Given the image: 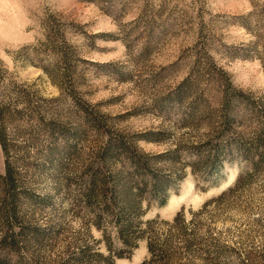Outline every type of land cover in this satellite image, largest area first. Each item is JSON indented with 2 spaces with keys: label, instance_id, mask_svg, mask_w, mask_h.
<instances>
[{
  "label": "rangeland",
  "instance_id": "obj_1",
  "mask_svg": "<svg viewBox=\"0 0 264 264\" xmlns=\"http://www.w3.org/2000/svg\"><path fill=\"white\" fill-rule=\"evenodd\" d=\"M0 141V264H264V0H0Z\"/></svg>",
  "mask_w": 264,
  "mask_h": 264
},
{
  "label": "trees",
  "instance_id": "obj_2",
  "mask_svg": "<svg viewBox=\"0 0 264 264\" xmlns=\"http://www.w3.org/2000/svg\"><path fill=\"white\" fill-rule=\"evenodd\" d=\"M1 146L4 148L5 144L3 143V141H0ZM216 155L211 156L210 155H206L204 157V161L203 164H209L211 162H213L212 164L215 163L216 161V156H217V152L215 153ZM134 161V159H133ZM132 161V162H133ZM135 162V161H134ZM137 163V161H136ZM138 164V163H137ZM99 174L97 171H94V173L91 174V178H90V184L89 186L86 188L85 191V196L88 198V200L92 197L93 195V191L96 189V187L99 188V190L104 191V180L102 178H99ZM166 187L164 182H159V181H155L152 184V192L154 194H161L162 191H165ZM181 218V213H177L173 219H172V223H177L179 221V219ZM121 227L119 228V232L121 235V238L123 240V242L125 244L130 243L131 241V233L134 232L136 230V225L133 223V221L129 220V219H121ZM153 226V220H148L146 221V227L145 230L151 229V227ZM144 230V231H145ZM134 234V233H133ZM147 247L148 250L150 251L151 254V258L148 261H143L140 264H152V260L153 257H157L158 260H162V264H167L170 260V253L168 251V244L163 242L162 244H157V241L155 238H153V235H148V239H147ZM79 255H77L76 257H74L72 260L76 263V264H81L83 262L84 259H89L91 256H100L99 253H95V254H90L87 252L86 249H82L79 251ZM117 256H121V254H117ZM160 258V259H159ZM152 259V260H151ZM106 260V264H113V260L111 257H105ZM69 264V263H68Z\"/></svg>",
  "mask_w": 264,
  "mask_h": 264
}]
</instances>
